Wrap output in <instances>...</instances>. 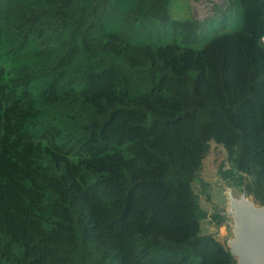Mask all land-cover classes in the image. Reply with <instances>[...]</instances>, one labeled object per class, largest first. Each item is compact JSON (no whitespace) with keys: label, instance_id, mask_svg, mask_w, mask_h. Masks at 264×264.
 I'll list each match as a JSON object with an SVG mask.
<instances>
[{"label":"trees","instance_id":"obj_1","mask_svg":"<svg viewBox=\"0 0 264 264\" xmlns=\"http://www.w3.org/2000/svg\"><path fill=\"white\" fill-rule=\"evenodd\" d=\"M225 2L161 42L167 0H0V264H236L192 190L213 142L264 205V0Z\"/></svg>","mask_w":264,"mask_h":264},{"label":"rangeland","instance_id":"obj_2","mask_svg":"<svg viewBox=\"0 0 264 264\" xmlns=\"http://www.w3.org/2000/svg\"><path fill=\"white\" fill-rule=\"evenodd\" d=\"M167 2L170 19L166 23L159 21H144L140 25L135 23L133 31L143 40L159 41L161 39V42H166L172 34L170 27L172 21L188 18L197 21L199 28L197 35L205 40L214 34L235 29L234 15L232 11H228L225 0H167ZM118 26H122V23H118ZM200 43H197V47ZM225 157L223 148L210 142L208 152L196 173L197 180L208 185L207 194L201 192L197 180L193 181L192 190L197 194L200 206L206 211V217L200 221V232L213 233L223 244L228 246L230 241L236 240L234 231L236 223L228 214L229 200L234 199L242 205L249 201L256 208L260 205L242 188L228 186L220 177L217 171L220 165L222 168L227 167ZM215 211L220 212L222 217L219 225H215L209 218V215Z\"/></svg>","mask_w":264,"mask_h":264},{"label":"water","instance_id":"obj_3","mask_svg":"<svg viewBox=\"0 0 264 264\" xmlns=\"http://www.w3.org/2000/svg\"><path fill=\"white\" fill-rule=\"evenodd\" d=\"M228 212L236 223V240L227 246L231 257L236 264H264V205L256 208L249 201L242 205L230 199Z\"/></svg>","mask_w":264,"mask_h":264},{"label":"bare ground","instance_id":"obj_4","mask_svg":"<svg viewBox=\"0 0 264 264\" xmlns=\"http://www.w3.org/2000/svg\"><path fill=\"white\" fill-rule=\"evenodd\" d=\"M231 243H232V241H231Z\"/></svg>","mask_w":264,"mask_h":264}]
</instances>
